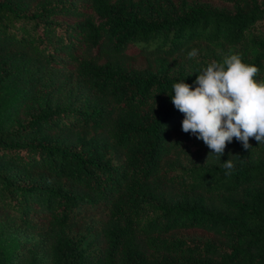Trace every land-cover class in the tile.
Masks as SVG:
<instances>
[{"label":"trees","instance_id":"1","mask_svg":"<svg viewBox=\"0 0 264 264\" xmlns=\"http://www.w3.org/2000/svg\"><path fill=\"white\" fill-rule=\"evenodd\" d=\"M257 23L264 0H0V264H264V143L208 157L171 98L234 54L264 81Z\"/></svg>","mask_w":264,"mask_h":264},{"label":"clouds","instance_id":"2","mask_svg":"<svg viewBox=\"0 0 264 264\" xmlns=\"http://www.w3.org/2000/svg\"><path fill=\"white\" fill-rule=\"evenodd\" d=\"M197 55L195 48L188 53L190 59ZM258 72V67L234 54L198 73L194 88L185 79L174 83L172 103L185 114L182 130L203 140L211 150L208 157L221 159L233 138L245 149L252 147L250 138L264 143V81L256 80ZM221 166L226 174L235 167L231 158Z\"/></svg>","mask_w":264,"mask_h":264},{"label":"rangeland","instance_id":"3","mask_svg":"<svg viewBox=\"0 0 264 264\" xmlns=\"http://www.w3.org/2000/svg\"><path fill=\"white\" fill-rule=\"evenodd\" d=\"M249 32L261 34L264 32V28L259 23H257L249 29Z\"/></svg>","mask_w":264,"mask_h":264}]
</instances>
